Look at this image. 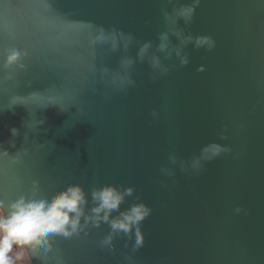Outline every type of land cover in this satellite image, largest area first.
Returning <instances> with one entry per match:
<instances>
[{"label": "water", "instance_id": "water-1", "mask_svg": "<svg viewBox=\"0 0 264 264\" xmlns=\"http://www.w3.org/2000/svg\"><path fill=\"white\" fill-rule=\"evenodd\" d=\"M69 184L132 188L144 245L101 224L31 264H264V0H0V200Z\"/></svg>", "mask_w": 264, "mask_h": 264}, {"label": "clouds", "instance_id": "clouds-1", "mask_svg": "<svg viewBox=\"0 0 264 264\" xmlns=\"http://www.w3.org/2000/svg\"><path fill=\"white\" fill-rule=\"evenodd\" d=\"M194 12V6H185L179 16L187 23L193 18ZM128 39L131 37L129 36ZM186 39L192 41L193 37H186ZM159 40L161 43L158 47L163 51L167 48L165 41L168 40V34L161 33ZM194 42L197 47L205 44L209 48L214 46V41L207 36L195 37ZM150 46V43H145L141 47L139 50L141 58ZM20 56L19 51L12 50L6 58V64L10 65L18 61ZM187 62V59L182 60V64H187ZM56 106L60 108L59 105ZM60 110L64 109L60 108ZM17 131L15 127L10 129L11 134H16ZM211 150L214 155H218L226 149L213 145ZM204 151H208V148ZM4 155H8L5 150ZM132 192V188L121 192L113 185L94 189L92 191L93 207L90 210L87 195L80 184H69L63 190L44 198L21 195L8 203L0 200V264H15L16 260L23 258L19 251H16L14 257V250H23L27 255L28 264H31L33 257L39 259L35 255L38 248L43 247L46 251H51L54 237L71 238L81 233L89 235L87 230L90 226L99 227L101 224H107L110 229L102 238V249L114 252V240L123 235L127 238L124 246L128 247L129 241H133L132 251H138L145 242L140 225L152 210L144 203H137L125 211H120L125 197L131 195ZM113 212L119 214L113 216ZM130 258L126 257V259Z\"/></svg>", "mask_w": 264, "mask_h": 264}, {"label": "rangeland", "instance_id": "rangeland-1", "mask_svg": "<svg viewBox=\"0 0 264 264\" xmlns=\"http://www.w3.org/2000/svg\"><path fill=\"white\" fill-rule=\"evenodd\" d=\"M16 251H19L23 258L20 259V260H16V261H15V264H16V263H17V264H24V263H26V262H27V264H28L27 255L23 252V250H16ZM16 251L13 252V256H14V257H15Z\"/></svg>", "mask_w": 264, "mask_h": 264}, {"label": "crops", "instance_id": "crops-1", "mask_svg": "<svg viewBox=\"0 0 264 264\" xmlns=\"http://www.w3.org/2000/svg\"><path fill=\"white\" fill-rule=\"evenodd\" d=\"M14 251H16V250H14ZM17 264V263H16ZM24 264H27V262L26 263H24Z\"/></svg>", "mask_w": 264, "mask_h": 264}]
</instances>
